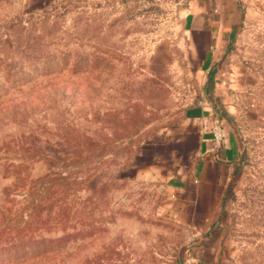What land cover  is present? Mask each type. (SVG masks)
Wrapping results in <instances>:
<instances>
[{"label":"rangeland","instance_id":"rangeland-1","mask_svg":"<svg viewBox=\"0 0 264 264\" xmlns=\"http://www.w3.org/2000/svg\"><path fill=\"white\" fill-rule=\"evenodd\" d=\"M189 1L0 0V264H181L199 241L136 172L202 89ZM248 4L226 114L244 166L206 237L219 264H264V0Z\"/></svg>","mask_w":264,"mask_h":264},{"label":"crops","instance_id":"crops-1","mask_svg":"<svg viewBox=\"0 0 264 264\" xmlns=\"http://www.w3.org/2000/svg\"><path fill=\"white\" fill-rule=\"evenodd\" d=\"M249 0H190L182 19L193 72L201 79L197 101L186 106L160 143L140 161L136 172L168 194L171 216L196 233L181 264H219L205 234L216 226L229 187L243 171V152L228 116L229 91L238 79L229 74L228 53L240 38L249 14ZM223 105V115L216 106ZM220 108V107H219ZM227 114V115H226ZM226 115V117H225ZM221 123V137L214 126ZM202 235V236H201Z\"/></svg>","mask_w":264,"mask_h":264},{"label":"built area","instance_id":"built-area-1","mask_svg":"<svg viewBox=\"0 0 264 264\" xmlns=\"http://www.w3.org/2000/svg\"><path fill=\"white\" fill-rule=\"evenodd\" d=\"M214 133L217 139L221 137V123L219 121L215 123Z\"/></svg>","mask_w":264,"mask_h":264},{"label":"trees","instance_id":"trees-1","mask_svg":"<svg viewBox=\"0 0 264 264\" xmlns=\"http://www.w3.org/2000/svg\"><path fill=\"white\" fill-rule=\"evenodd\" d=\"M233 185H234V184H232V185L229 187V193H230V190H232ZM226 199H227V198H226ZM226 202H227V200H225V201L223 202V207H224V205L226 204ZM209 233H210V232H209ZM209 233L205 234V237H207V236L209 235ZM204 241H205V240H204ZM204 241L202 240L199 244L203 246V245H207V244L210 245V244L212 243V242L209 243V241H207V240H206V243H205ZM189 248H190V247H189Z\"/></svg>","mask_w":264,"mask_h":264}]
</instances>
